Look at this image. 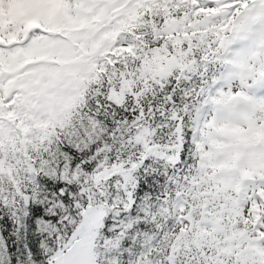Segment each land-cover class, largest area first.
Here are the masks:
<instances>
[{"label": "snow or ice", "instance_id": "obj_1", "mask_svg": "<svg viewBox=\"0 0 264 264\" xmlns=\"http://www.w3.org/2000/svg\"><path fill=\"white\" fill-rule=\"evenodd\" d=\"M0 264H264V0H0Z\"/></svg>", "mask_w": 264, "mask_h": 264}]
</instances>
